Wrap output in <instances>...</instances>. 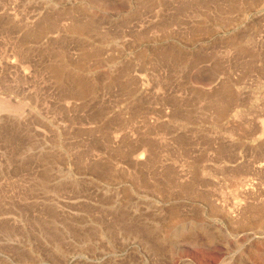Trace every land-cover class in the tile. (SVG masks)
<instances>
[{
	"label": "rangeland",
	"instance_id": "374dc122",
	"mask_svg": "<svg viewBox=\"0 0 264 264\" xmlns=\"http://www.w3.org/2000/svg\"><path fill=\"white\" fill-rule=\"evenodd\" d=\"M0 264H264V0H0Z\"/></svg>",
	"mask_w": 264,
	"mask_h": 264
},
{
	"label": "bare ground",
	"instance_id": "6f19581e",
	"mask_svg": "<svg viewBox=\"0 0 264 264\" xmlns=\"http://www.w3.org/2000/svg\"><path fill=\"white\" fill-rule=\"evenodd\" d=\"M205 1V0H204ZM207 2V1H206ZM82 25V24H81ZM82 27V26H81ZM84 28H86V27H84ZM89 28V27H88ZM90 29V28H89ZM231 89V88H230ZM230 94H232V93H230ZM233 95V94H232ZM231 95V96H232ZM222 96V95H221ZM222 98V97H221ZM232 98V97H231ZM233 99V98H232ZM230 100V99H229ZM222 101V100H221ZM225 101V100H224ZM227 101V100H226ZM220 102V101H219ZM222 103V102H221ZM224 103V102H223ZM227 104L229 103V102H226ZM231 103V102H230ZM230 103L227 105V107L230 105ZM225 104V103H224ZM235 105V104H234ZM226 106V105H225ZM224 105H223V110L221 111V113L219 114L220 116L221 115H223L224 113H225V108H227V107H225ZM219 108V107H218ZM229 108V107H228ZM229 109H231V108H229ZM219 112H220V110H219ZM226 114V113H225ZM253 210H254V208H253ZM259 212V211H258ZM254 214H255V212H254ZM256 215V214H255ZM259 217V216H258ZM251 219V218H250ZM249 222V221H248ZM251 222V221H250ZM253 223V222H252ZM244 224V223H243ZM253 225V224H252ZM248 226V225H247ZM245 227V226H244ZM251 227V226H250Z\"/></svg>",
	"mask_w": 264,
	"mask_h": 264
}]
</instances>
